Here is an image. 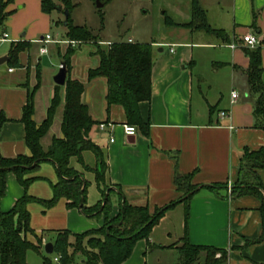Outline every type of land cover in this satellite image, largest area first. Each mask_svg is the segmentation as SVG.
<instances>
[{
    "label": "crops",
    "instance_id": "1",
    "mask_svg": "<svg viewBox=\"0 0 264 264\" xmlns=\"http://www.w3.org/2000/svg\"><path fill=\"white\" fill-rule=\"evenodd\" d=\"M183 1L187 4L188 17L183 21L185 23L192 19L191 2ZM199 2L207 12L210 25L228 33L229 41L205 31H192L189 28L173 25L182 35L189 33L191 40L177 36L175 38L177 40L148 42L153 46L152 98L150 101L140 103L142 117L150 124L148 136L139 133L138 130L135 136L126 135L125 110L120 105H112L110 108L107 105L106 78L88 79L89 70L99 64V57L95 54L97 47L91 52L92 58H97L94 65H86L80 69L74 59L84 43L66 39L39 42L35 27L39 26L42 30H47L52 19V12L43 11L42 0H0V4L4 5V12L7 13V18L0 27H3V33L9 34L7 40L13 38L12 42L28 41L31 42V48L34 43L42 44L41 57L51 52L58 54V45L61 48L63 45L67 48L71 45L76 50L71 57L69 76L85 84L83 101L89 106L92 118L100 124H106L103 129L100 128V124L95 125L91 131V138L105 150L107 155V180L111 188H114L113 216L119 211V192L116 186L122 188L129 202L138 205L147 204L150 211L154 212L157 207H163L180 199L181 193L174 182L177 172L194 173L192 181L193 184L198 185V191L189 203L190 243L226 250L228 264L264 263V240L257 241L262 235L260 208L263 200L249 192L233 195V189L242 179L255 182L254 174L242 169V158L246 150L252 152L264 147V127L256 126L254 117L256 97L249 92L247 69L250 58L245 51L246 48L260 47L264 67V0H199ZM27 26L29 29L22 33ZM250 33L260 40V44L256 47L245 46L242 42V37ZM43 37L41 36V39ZM129 41L136 42L132 38ZM109 44L111 43L107 46ZM177 45L181 49L176 50ZM43 46L48 48V53L42 54ZM53 46L55 51L51 50ZM165 47L168 51H165ZM31 48L20 54V67L9 65L7 79H4V74L0 75V111L8 118L2 127L0 151L6 157L30 155L25 140V125L21 122V117L29 92L38 84L40 86L38 80L42 64L40 57L35 62L31 60ZM195 49H198L197 53ZM64 52L65 50H62L60 56ZM6 56H9V53ZM207 58L212 68L210 75L207 76L200 71L195 72L194 69L200 61ZM262 79L264 81V72ZM55 85L58 84L55 82ZM56 86H53L49 99L45 102L44 115L40 120L37 119L39 91H36L33 119L37 124L45 119ZM98 90H103L102 94H104L99 118L92 113L94 102L92 93ZM234 90L239 94L236 102H233L232 98ZM61 107L63 113V104ZM222 111H227L229 114L221 116ZM101 134L104 136L100 137ZM46 136L42 139L45 149L51 144L53 137L63 136L61 126L60 131L53 134L47 144L44 143ZM111 137H114V141H111ZM84 156L86 158L85 154ZM94 163L95 158L92 164H88L94 165ZM72 164L77 169L83 170L76 159L72 160ZM43 165L41 164L39 170H44L45 173L42 172L37 176L45 177L49 181L33 182L28 192L50 199L53 191L49 182L57 183L59 176L56 182L52 181L48 168H43ZM53 167L57 173L54 165ZM256 172L263 183L260 192L264 197V169H258ZM86 174L87 172L85 176ZM34 175L36 174L33 173L31 176ZM40 181L49 183L51 197L49 193L46 195L39 193L35 184ZM220 185L224 187H217L215 190L209 187ZM24 194L25 190L16 175L9 173L6 194L0 201L1 210H11L15 202ZM59 203L65 206L68 222L66 229L73 233L88 231H83L85 226L90 225L88 216L77 208H68L66 199H61ZM185 213L184 203H179L168 210L153 227L149 239L141 240L136 244V253L134 252L133 257L142 255L141 259L147 263L148 253L152 251H179L184 244L186 232ZM102 225L103 220L100 227ZM45 244L44 238L43 246ZM53 254L50 255L52 259ZM131 259L122 264H129L133 261ZM0 264H2L1 256Z\"/></svg>",
    "mask_w": 264,
    "mask_h": 264
},
{
    "label": "trees",
    "instance_id": "2",
    "mask_svg": "<svg viewBox=\"0 0 264 264\" xmlns=\"http://www.w3.org/2000/svg\"><path fill=\"white\" fill-rule=\"evenodd\" d=\"M65 8L69 10L66 31V40L93 42L97 45L95 54L99 57V64L88 72V79L98 77L106 78L108 91L107 105H120L125 110L126 124L134 125L138 132L148 136L149 122L145 121L140 111V103L150 101L152 98V68L153 46L151 43L130 41L112 42L106 48L102 47L88 28L73 23L71 19L70 0H63ZM192 19L189 22H175L167 16L170 25L189 28L192 31H205L224 41H229V35L222 29L210 25L206 10L199 0H190ZM42 8L46 13L55 9L53 0H42ZM7 18L4 5L0 4V24ZM31 48V42H12L8 62L10 67H20V54ZM250 58L247 69L249 92L256 97L254 117L256 126L264 127V81L262 74L261 48H246ZM76 50L71 45L63 53V64L68 75L65 86H56L54 97L51 100L45 119L37 124L33 119L35 113L34 97L39 84L32 89L23 107L21 122L25 125V140L30 155L21 154L16 157L3 156L0 151V201L7 190L9 173H14L25 194L18 199L9 211L0 208V256L2 264H30L27 262V252L30 249L39 250L43 237H38L35 243L27 238L28 233L35 234L31 227V212L29 204L38 203L44 211L55 207L61 199L67 200L68 208H77L89 218L103 220V225L82 233H73L68 229L58 230L54 239V254L60 256L61 264H122L127 261L141 240H148L151 231L164 214L179 203L186 205L184 244L179 248L181 252L180 264H196L202 254H205L204 264H228V252L213 246L194 245L188 239L189 203L197 193L198 185L193 184V174L177 172L174 178L177 190L181 193L179 200L157 207L154 212L149 206L133 204L128 201L122 188L119 192V211L112 215L114 204L112 202L111 188L107 180L108 162L105 150L91 138V131L100 122L94 120L90 114L89 106L83 101L86 86L80 80L71 79V57ZM57 53L62 50L58 45ZM63 90V93H62ZM63 104L61 129L62 137H53L48 148L42 145V139L51 129L56 112ZM8 121L5 113L0 111V136L3 125ZM90 152L95 158L94 165L86 162L84 154ZM76 159L83 170L77 169L72 160ZM43 162H51L58 173L57 183L49 182L53 191L50 199H44L28 193L30 185L38 180H46L42 176H31L38 171ZM242 169L251 171L254 183L242 179L233 189V195L254 193L262 200L260 208L262 214V235L257 241L264 240V197L260 190L263 183L257 174L258 169H264V147L256 151L246 150L242 158ZM94 174V180L100 193V200L88 204V188L90 181L85 173ZM213 190L220 186H209ZM226 187V186H225ZM109 190V194L107 193ZM220 256L218 257V254ZM78 256L80 260L78 261ZM44 264H53L50 255L44 257ZM264 264V263H258Z\"/></svg>",
    "mask_w": 264,
    "mask_h": 264
},
{
    "label": "rangeland",
    "instance_id": "3",
    "mask_svg": "<svg viewBox=\"0 0 264 264\" xmlns=\"http://www.w3.org/2000/svg\"><path fill=\"white\" fill-rule=\"evenodd\" d=\"M53 2L55 3V7L61 6L62 11L56 9L52 11V19L47 30H42L41 27L34 26L37 29L36 37L38 39H41V36L46 37L48 34L53 39L66 38L67 25H65L66 19L64 10L67 8H65L63 0H53ZM100 4H102V6H100ZM70 5L72 6L71 19L73 20V23L88 28L95 36H97L98 41L104 48L107 47L108 43L129 41L130 38L139 43H148L152 40H174L177 36L191 40L189 33H184L182 35L178 28L168 24L166 21L167 16L171 17L175 22L185 21L188 17L186 14L187 4H185L183 0H70ZM2 28L3 27H0V57L6 56L9 53L13 41V38L6 41L1 40L3 33ZM28 29L29 26L24 28L22 33L26 32ZM8 32L10 33V29H8ZM41 46L42 44L34 43L30 50L31 60L35 62V60L40 57L42 62L40 78L38 80L40 86L37 90L39 91L37 104L38 120L42 119L41 117L44 115L45 102L49 99L53 86H56L54 77L59 72L63 61L62 56L53 52L41 57ZM47 46L49 47L50 45L48 44ZM96 47L97 45H95V43L89 42L84 43L81 48L78 49L74 60L80 69L86 67V65H94L93 63L97 58H92L93 55L91 52L95 50ZM66 48L67 46L63 45L61 49L66 50ZM175 49L179 50L181 48L177 45ZM51 50L55 51V47H51ZM165 51H168L167 47H165ZM197 52L198 49H195V53ZM27 54H29V52H27ZM8 68L9 65L7 63L0 65V75L4 74V79H7ZM18 70L19 69L17 68V71ZM211 70L212 68L208 58L200 61L199 65L194 69L195 72L200 71L207 76L210 75ZM32 76L34 79V69L32 70ZM102 93L103 90L93 91L92 93L94 99L92 113L97 118L101 116L100 105L104 98V94ZM61 121L62 107L60 106L56 112L54 124L44 139L45 144L48 143L53 134L60 131ZM103 136L104 134L100 135V137ZM85 155L87 162L92 164L94 160L93 154L86 152ZM42 164H44L43 168H48V173L51 174V177L48 176V174H46V176L56 182L58 180V174L55 173L53 164L50 162H43ZM74 164L77 165L76 161H74ZM42 172L45 173L44 170H39L35 172V174L39 175ZM86 178L90 181V186L88 188V202L90 205H93L99 200L100 193L95 184L94 175L87 172ZM35 186H38L39 193L44 195L49 193L51 197V189L48 182L40 181L39 183H36ZM28 193L43 198H49L33 194L30 191ZM111 198L113 200V196ZM28 209L31 212V227L35 229L36 233H28L26 236L29 240L35 243L38 242V237H41V235H43V239L41 241L42 247L39 250H28L27 262L30 264H44V257L48 255L45 252V246H43L44 238L46 239V243L52 242L54 241L58 230L66 229L68 227V224H66L68 222L66 219L67 215L65 206L63 203H59L54 209L44 213L42 205L31 203L29 204ZM88 220L90 225L85 226L86 228H83V231L98 228L102 222V220L98 218H89ZM39 231L42 232L38 233ZM136 248L137 247L135 246L131 257L128 259L130 260L132 258L131 260H133L129 264H180L181 262L182 255L180 251H152L148 253L147 263H144L141 259L143 258L142 255L139 257L138 255H135L133 257ZM80 258L81 257L78 256V261ZM204 259L205 254H202L196 264H204Z\"/></svg>",
    "mask_w": 264,
    "mask_h": 264
},
{
    "label": "built area",
    "instance_id": "4",
    "mask_svg": "<svg viewBox=\"0 0 264 264\" xmlns=\"http://www.w3.org/2000/svg\"><path fill=\"white\" fill-rule=\"evenodd\" d=\"M8 38H9V34L7 32H4L2 37H1V40H7ZM52 40H53V38L50 35H47L46 37H43L42 39H40L39 42L47 43V42H50ZM242 42H243V44L245 46H250V47H256L257 45L260 44L259 38L256 35L251 34V33L247 34V35H244L242 37ZM232 47H235V45H232ZM171 51H173V49H171ZM41 52H42V54L43 53H48V48L46 46H43L41 48ZM61 66H62V64H61ZM238 97H239L238 92L234 90L232 92L233 102H236ZM228 114L229 113L227 111H222L220 113L221 116H227ZM105 127H106L105 123H101L100 124V128L101 129H103ZM124 132L128 136H135L137 134V128L134 125L125 124L124 125ZM111 141H114V137H111ZM229 192L231 193V188H229ZM53 262H54V264H61L60 256L59 255H54L53 256Z\"/></svg>",
    "mask_w": 264,
    "mask_h": 264
},
{
    "label": "water",
    "instance_id": "5",
    "mask_svg": "<svg viewBox=\"0 0 264 264\" xmlns=\"http://www.w3.org/2000/svg\"><path fill=\"white\" fill-rule=\"evenodd\" d=\"M100 6H102V4H100ZM57 10H62L61 6H56ZM64 14H65V25L68 24V18H69V10L65 9L64 10ZM11 59L10 56H3L0 57V65L8 62ZM67 69L65 67V64L62 63V66L59 70V72L55 75L54 77V81L56 82V84L64 86L66 84V80H67ZM107 193L109 194V190H107ZM45 251L47 254L51 255L54 253V243L53 242H48L45 244Z\"/></svg>",
    "mask_w": 264,
    "mask_h": 264
}]
</instances>
